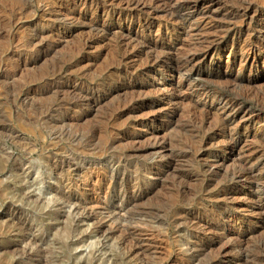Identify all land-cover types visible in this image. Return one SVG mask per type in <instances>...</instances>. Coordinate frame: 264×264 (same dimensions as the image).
<instances>
[{
  "label": "rangeland",
  "instance_id": "374dc122",
  "mask_svg": "<svg viewBox=\"0 0 264 264\" xmlns=\"http://www.w3.org/2000/svg\"><path fill=\"white\" fill-rule=\"evenodd\" d=\"M163 1L0 0V264H264V0Z\"/></svg>",
  "mask_w": 264,
  "mask_h": 264
},
{
  "label": "bare ground",
  "instance_id": "6f19581e",
  "mask_svg": "<svg viewBox=\"0 0 264 264\" xmlns=\"http://www.w3.org/2000/svg\"><path fill=\"white\" fill-rule=\"evenodd\" d=\"M134 1H135V0H134ZM164 1H165V0H164ZM164 1H163V2H164ZM139 2H140V0H139ZM171 2H172V1H171ZM174 2H175V0H174ZM144 3H146V2H144ZM160 3H161V2H160ZM167 3L169 4V2H167ZM175 3H177V2H175ZM142 4H143V3H142ZM155 4H156V3H155ZM157 4H159V2H158ZM161 4H162V3H161ZM164 4H166V1H165ZM164 4L162 5V7L164 6ZM170 4H171V3H170ZM179 4H180V3H179ZM194 4H195V3H194ZM171 5H172V4H171ZM176 5H177V4H175V7H176ZM189 5H191V4H189ZM189 5H188V6H189ZM165 6H166V5H165ZM181 6H182V5H181ZM181 6H180V7H181ZM188 6H187V7H188ZM167 7H169V6H167ZM171 7H172V6H171ZM194 7H195V6H194ZM246 7H247V6H246ZM248 7H249V6H248ZM248 7H247V8H248ZM165 8H166V7H165ZM169 10H170V9H169ZM174 10H176V9H174ZM182 10H183V9H182ZM254 10H255V9H254ZM167 11H168V10H167ZM178 11H180V10H178ZM189 11H190V10H189ZM171 13H172V11H171ZM171 13H170V14H171ZM200 13H201V12H200ZM170 14H169V15H170ZM173 14H174V13H173ZM188 14H189V13H188ZM190 14H191V13H190ZM171 15H172V14H171ZM175 15H176V14H175ZM204 15H206V13H205ZM177 16H178V15H177ZM202 16H203V15H202ZM180 17H181V16H180ZM169 18H170V17H169ZM184 20H185V19H184ZM184 22H185V21H184ZM186 22H187V21H186ZM178 32H179V31H178ZM180 33H181V32H180ZM184 33H185V32H184ZM191 33H192V32H191ZM193 33H194V32H193ZM182 34H183V33H182ZM185 34H186V33H185ZM178 35H179V34H178ZM190 35H191V34H190ZM185 36H186V35H185ZM187 36H188V34H187ZM191 36H192V35H191ZM202 36H203V35H202ZM185 38H186V37H185ZM184 40H185V39H184ZM201 41H202V40H201ZM213 41H214V40H213ZM178 42H179V41H178ZM212 43H213V42H212ZM210 44H211V43H210ZM208 45H209V44H208ZM214 45H215V44H214ZM210 47H211V46H210ZM202 48H203V47H202ZM154 49H155V48H153V52H155ZM205 49H206V48H205ZM151 50H152V49H151ZM157 50H158V49H157ZM199 50H200V49H199ZM203 50H204V49H203ZM159 51H160V50H159ZM159 51H158V52H159ZM206 51H207V50H206ZM159 53H160V52H159ZM169 55H170V54H169ZM188 55H189V54H188ZM188 55H187V56H188ZM185 56H186V55H185ZM189 57H190V56H189ZM189 57H188V58H189ZM157 59H158V58H157ZM185 60H188V59H185ZM182 63H183V62H182ZM187 63H188V62H187ZM176 67H177V66H176ZM176 71H177V70H176ZM190 77H191V76H190ZM227 111H228V110H227ZM219 121H220V120H219ZM221 125H223V124H221ZM221 125H220V127H221ZM224 126H225V125H224ZM216 127H217V126H216ZM223 128H224V127H223ZM225 128H226V127H225ZM215 129H216V128H215ZM217 129H218V128H217ZM212 136H213V135H212ZM227 142H229V141H227ZM231 145H232V144H231ZM249 174H250V173H249Z\"/></svg>",
  "mask_w": 264,
  "mask_h": 264
}]
</instances>
